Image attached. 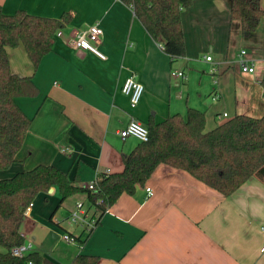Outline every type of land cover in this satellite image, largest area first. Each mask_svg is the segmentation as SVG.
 I'll return each instance as SVG.
<instances>
[{"label": "crops", "instance_id": "0c3cea01", "mask_svg": "<svg viewBox=\"0 0 264 264\" xmlns=\"http://www.w3.org/2000/svg\"><path fill=\"white\" fill-rule=\"evenodd\" d=\"M260 4L264 9V0ZM0 7L8 14L72 15L37 69L22 44L8 47L13 72L33 75L39 93L17 99L32 124L16 161L0 170V179L48 164L87 187L107 170H123L125 154L140 142L120 135L133 118L145 125L161 123L196 108L205 113L208 131L238 114L264 110L263 63L251 74L237 61L243 48L264 59V19L254 34L242 36L227 0H196L183 10L186 52L177 58L122 0H0ZM97 21L106 59L70 44ZM174 70L187 77L173 76ZM132 73L145 87L134 108L122 91ZM78 202L98 214L87 206L86 192L63 202L56 187L36 196L21 226L32 251L44 248L55 264H70L78 254L97 256V264H264V182L257 177L226 197L189 172L162 164L145 185L123 193L101 214L90 235L69 220ZM64 234L77 244L58 253Z\"/></svg>", "mask_w": 264, "mask_h": 264}, {"label": "trees", "instance_id": "16d2710c", "mask_svg": "<svg viewBox=\"0 0 264 264\" xmlns=\"http://www.w3.org/2000/svg\"><path fill=\"white\" fill-rule=\"evenodd\" d=\"M122 1L134 10L154 40L172 58L185 55L182 12L196 0ZM227 1L232 20L240 23L242 36L254 34L264 19L260 0ZM71 18L69 14L57 19L24 10L8 14L0 7V170L10 168L16 161L32 124V117L22 110L17 99L39 93L33 75L13 72L8 47L22 44L37 69L43 57L53 50L57 31ZM261 84L264 88V79ZM146 126L149 140L140 141L125 154L122 171L101 173L95 190L80 185L77 176L72 179L68 173L48 164L0 179V264H55L38 251L22 257L11 252L26 242L21 226L28 207L40 192H49L53 187L58 189L61 202L86 192L89 208L98 213V224L101 214L123 193H135L162 164L189 172L226 197L252 177L264 182V113L261 116L238 114L206 131L205 113L189 108L186 116L177 113L161 123L150 122ZM98 261L97 256L78 254L70 264H97Z\"/></svg>", "mask_w": 264, "mask_h": 264}, {"label": "built area", "instance_id": "2783aa9c", "mask_svg": "<svg viewBox=\"0 0 264 264\" xmlns=\"http://www.w3.org/2000/svg\"><path fill=\"white\" fill-rule=\"evenodd\" d=\"M58 35H61V32H58ZM104 35V30L99 21L91 24L87 29L79 32L75 35L71 40L70 44L76 49L88 50L95 53L98 57L102 59H106L107 55L100 50V44L102 41V37ZM207 61H212L213 57L211 55H207ZM238 63L240 65L241 70L244 73H255L257 69V64L261 61L264 65V59H257L249 53L248 49L243 48L238 53ZM213 71H216V68H212ZM173 76L186 78L187 75L183 71L174 70L171 72ZM122 91L125 95L128 96L130 100L131 107H137L140 103L145 87L144 84L141 83L135 73H132L130 77L125 81L122 87ZM218 95L215 96L217 98ZM227 113H224L223 116L227 117ZM120 135L123 139H126L129 136H134L140 141H148L149 140V129L148 127L137 119H132L128 125L120 131ZM110 173V171H106ZM88 188L95 190L96 189V180L90 182ZM148 195L151 196L153 194V189L151 187H147ZM98 218V214L91 213L89 209L85 208L84 204L78 202L76 205V209L73 210L69 216V220L71 223L79 224L89 232L91 229L96 227V221ZM264 229V227H263ZM63 238L66 241H72L74 237L69 234H64ZM32 251V243L25 242L22 243L12 249V254L15 256L22 257L26 253ZM264 251V247L262 248Z\"/></svg>", "mask_w": 264, "mask_h": 264}, {"label": "rangeland", "instance_id": "374dc122", "mask_svg": "<svg viewBox=\"0 0 264 264\" xmlns=\"http://www.w3.org/2000/svg\"><path fill=\"white\" fill-rule=\"evenodd\" d=\"M252 52V51H251ZM252 54L253 55H251V56H253V57H255V58H260L261 56H258V55H256L255 53H253L252 52ZM264 113V110L261 112V113H256L255 115L256 116H261L262 114ZM87 204V206H89V203H86ZM92 210V209H91ZM66 217V216H65ZM61 241V245L60 246H58V253H62L63 252V250H64V248H65V246H75L76 244H77V241L73 238V240L71 241V242H66L64 239L63 240H60ZM26 242H29L28 240H26ZM42 252H45V249L44 248H42L41 249V254H43ZM44 255V254H43Z\"/></svg>", "mask_w": 264, "mask_h": 264}, {"label": "water", "instance_id": "95a60500", "mask_svg": "<svg viewBox=\"0 0 264 264\" xmlns=\"http://www.w3.org/2000/svg\"><path fill=\"white\" fill-rule=\"evenodd\" d=\"M50 191H53V188Z\"/></svg>", "mask_w": 264, "mask_h": 264}]
</instances>
